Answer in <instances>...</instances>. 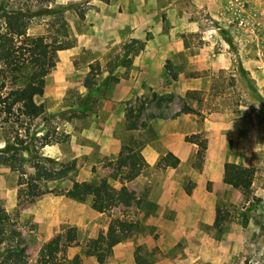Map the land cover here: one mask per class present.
<instances>
[{"label":"rangeland","instance_id":"rangeland-1","mask_svg":"<svg viewBox=\"0 0 264 264\" xmlns=\"http://www.w3.org/2000/svg\"><path fill=\"white\" fill-rule=\"evenodd\" d=\"M96 1L0 0V48L21 60L17 81L0 84V152L18 163L0 164V210L18 221L28 243L24 251L0 247V264H264V0H160L175 6L165 28L186 49L167 59L162 83L144 80L122 102L126 117L116 124L123 132L114 153L102 144L110 138L96 137L106 113L94 90L119 64L115 78L130 76L147 41L130 48V64L124 47L93 63L90 49L75 57L52 50L44 86L31 88L45 111L30 119L16 95L37 69L22 52L25 35L6 24L8 13L25 11L28 35L72 43V20L85 30L81 22L100 8ZM59 72L78 88L59 94ZM185 104L194 111L181 112ZM132 106H143L136 128L127 120ZM195 134L207 139L200 167ZM134 151L145 165L131 179ZM37 162L51 172L33 182ZM76 181L107 187L115 202L100 210L92 195L68 197ZM22 184L32 185L34 202L19 204ZM117 217L134 221V230L109 246Z\"/></svg>","mask_w":264,"mask_h":264},{"label":"crops","instance_id":"crops-1","mask_svg":"<svg viewBox=\"0 0 264 264\" xmlns=\"http://www.w3.org/2000/svg\"><path fill=\"white\" fill-rule=\"evenodd\" d=\"M96 2L100 8L88 12L81 22L85 30L78 29V24L76 25L72 20L74 43L70 47L58 49L56 51L58 54L75 57L84 49H90L95 52V57L91 61L93 63L109 56L111 50L115 49L118 53L128 40L147 41V50L143 56L135 58L130 76L115 78V75H118L122 69L119 64L111 70L114 77H111L107 84H99L96 86L99 88L94 90L100 94L99 111L106 113L105 121L100 122L104 125V128L101 129L102 133L96 134V137L110 138L111 142H102V144L113 145L110 153H114L120 148L123 132L116 124L117 122L122 124L123 118L126 117V110L122 107V102L130 99L132 93L141 90L144 80L150 84L162 83L167 59L181 53L186 48L181 36L178 37L174 30L167 31L165 28L173 21L171 18L176 17L174 5L171 8L170 6H160V0H143L142 3H123V1L118 3L117 0H97ZM159 14L161 16L157 18ZM149 30L153 31L152 37L145 38ZM83 72L85 71L83 70ZM64 74V72L57 74V91L61 95L67 89L76 90L78 88L71 81L65 84ZM79 86L81 90L85 88L86 92H89V88L84 84H79ZM95 121L98 120L95 119Z\"/></svg>","mask_w":264,"mask_h":264},{"label":"trees","instance_id":"trees-1","mask_svg":"<svg viewBox=\"0 0 264 264\" xmlns=\"http://www.w3.org/2000/svg\"><path fill=\"white\" fill-rule=\"evenodd\" d=\"M29 16V15H28ZM27 14L25 11L19 12H10L6 17V24L10 31H13L18 35H25L26 50L22 51L23 54H26L25 59H27L36 69L37 75L31 80L28 87H23L18 90L16 98L21 103V111L28 118H35L42 115L45 111L43 104L38 103L35 99V95L31 88L34 87H43L46 81V76L50 72L48 65V56L52 50L64 49L72 46V43L68 41H48L44 34L41 35H28L27 28L29 20L26 19ZM28 18V17H27ZM1 34V32H0ZM138 45V46H136ZM128 50L125 53L124 63L132 61H127L130 48H144L145 42L132 39L127 41L124 46ZM131 48V49H132ZM30 54V55H28ZM20 59H17L12 50L8 48H0V84L8 82H16L18 79V71L20 70ZM109 80L105 79V82ZM87 86L91 87L92 80L90 77L86 79ZM38 84V85H36ZM2 99V90L0 88V102ZM143 106H132L128 108L127 120L129 121L130 128H136V119L139 118ZM139 111V114L137 113ZM194 109L188 105H184L181 109V112H193ZM137 117L133 120V118ZM197 139H191L193 142L199 145V148L196 153L195 162L197 166H201L205 157V150L207 149V139L200 140L199 134H195ZM17 159V158H16ZM131 173L130 178H136L141 172L145 165L143 154L140 152L134 151L131 156ZM0 164L17 166V161L12 160L11 157L5 156L3 151L0 152ZM51 171L45 165H42L40 162L36 163L35 172L31 175V181L38 182L43 179ZM22 182V181H21ZM29 182V181H28ZM24 184V183H23ZM19 190V204L32 203L35 201V191L32 185H23ZM66 195L72 198L85 199L89 195H92L94 198V204L98 209H103L107 203L115 202V195L110 192L107 187L87 182L76 181L71 188L66 191ZM224 216L221 212V208H217V220L216 225L219 226L224 220ZM114 227L109 231V246L111 241L120 242L123 239L127 238L132 231L134 230L135 223L134 221H129L121 217L113 219ZM2 246H14L24 251L28 247L27 239L25 234L20 228L18 221L12 217L11 213L7 210H0V247Z\"/></svg>","mask_w":264,"mask_h":264}]
</instances>
